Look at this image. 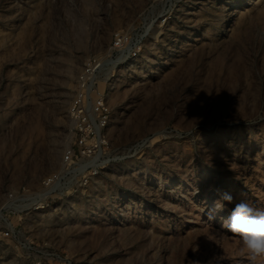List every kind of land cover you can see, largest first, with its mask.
<instances>
[{
	"label": "rangeland",
	"instance_id": "374dc122",
	"mask_svg": "<svg viewBox=\"0 0 264 264\" xmlns=\"http://www.w3.org/2000/svg\"><path fill=\"white\" fill-rule=\"evenodd\" d=\"M215 189L264 210V0H0V264H251Z\"/></svg>",
	"mask_w": 264,
	"mask_h": 264
},
{
	"label": "clouds",
	"instance_id": "9594fccd",
	"mask_svg": "<svg viewBox=\"0 0 264 264\" xmlns=\"http://www.w3.org/2000/svg\"><path fill=\"white\" fill-rule=\"evenodd\" d=\"M219 199L207 209L209 221L216 218L219 211L225 209L224 202L234 205L230 214L222 221V227L241 240L242 250H246L251 264H256L259 257H264V210L255 208L246 200L236 201L229 191L215 189Z\"/></svg>",
	"mask_w": 264,
	"mask_h": 264
},
{
	"label": "built area",
	"instance_id": "2783aa9c",
	"mask_svg": "<svg viewBox=\"0 0 264 264\" xmlns=\"http://www.w3.org/2000/svg\"><path fill=\"white\" fill-rule=\"evenodd\" d=\"M107 105L103 95H100L97 99H93L89 95L81 96L76 98L72 103L70 115L76 127L77 145L82 149L81 158H91L93 156L92 154L96 152V149L93 152L88 149L89 139L94 138V141L96 137L98 142L104 144V141L101 140L103 138L102 131H106L111 123V113ZM65 162L68 164V168L77 165L73 161L71 152L66 154ZM56 178L48 181L46 183L47 186L54 183V179ZM0 236L4 238L8 237L9 232L0 229Z\"/></svg>",
	"mask_w": 264,
	"mask_h": 264
},
{
	"label": "bare ground",
	"instance_id": "6f19581e",
	"mask_svg": "<svg viewBox=\"0 0 264 264\" xmlns=\"http://www.w3.org/2000/svg\"><path fill=\"white\" fill-rule=\"evenodd\" d=\"M130 66V65H129Z\"/></svg>",
	"mask_w": 264,
	"mask_h": 264
}]
</instances>
